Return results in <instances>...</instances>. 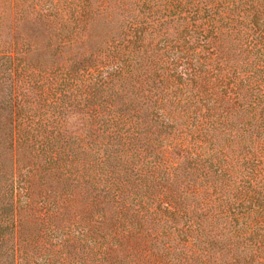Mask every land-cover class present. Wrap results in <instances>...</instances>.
Returning <instances> with one entry per match:
<instances>
[{"label":"trees","instance_id":"trees-1","mask_svg":"<svg viewBox=\"0 0 264 264\" xmlns=\"http://www.w3.org/2000/svg\"><path fill=\"white\" fill-rule=\"evenodd\" d=\"M0 264H264V0H0Z\"/></svg>","mask_w":264,"mask_h":264}]
</instances>
